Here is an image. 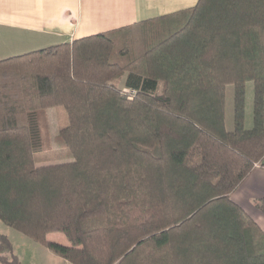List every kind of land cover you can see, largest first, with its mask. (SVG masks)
Listing matches in <instances>:
<instances>
[{
  "label": "trees",
  "instance_id": "obj_1",
  "mask_svg": "<svg viewBox=\"0 0 264 264\" xmlns=\"http://www.w3.org/2000/svg\"><path fill=\"white\" fill-rule=\"evenodd\" d=\"M135 26L0 59V221L70 264H264V230L231 199L264 167V0ZM60 106L69 160L36 165ZM0 264H19L2 233Z\"/></svg>",
  "mask_w": 264,
  "mask_h": 264
},
{
  "label": "crops",
  "instance_id": "obj_2",
  "mask_svg": "<svg viewBox=\"0 0 264 264\" xmlns=\"http://www.w3.org/2000/svg\"><path fill=\"white\" fill-rule=\"evenodd\" d=\"M196 1L0 0V59L123 27H135L142 21L190 7ZM262 197L264 167L258 165L231 194V199L264 230V212L255 207L256 200ZM48 237L50 240L52 235ZM58 243L67 245L61 239Z\"/></svg>",
  "mask_w": 264,
  "mask_h": 264
},
{
  "label": "rangeland",
  "instance_id": "obj_3",
  "mask_svg": "<svg viewBox=\"0 0 264 264\" xmlns=\"http://www.w3.org/2000/svg\"><path fill=\"white\" fill-rule=\"evenodd\" d=\"M138 27H133L135 33L139 32ZM138 41V38H137ZM12 56V55H8ZM124 84V76L118 83V86L122 87ZM252 99H253V87L252 83L246 84L245 89V128H251L252 126ZM44 123H41L43 132V142L46 146V150L36 153L34 156V162L36 165H46L58 162H64L69 160L67 152L60 149L54 143L55 135L63 129L68 121L65 109L63 107L48 108L43 112ZM225 127L229 131L233 127V86L227 85L225 88ZM0 233L7 235L12 243L13 252L19 260V264H70L63 258L57 256L44 245L39 242H35L17 230H14L0 221ZM52 238L49 240V236ZM47 240L58 243V239H61L69 244L64 235L60 233H49Z\"/></svg>",
  "mask_w": 264,
  "mask_h": 264
}]
</instances>
